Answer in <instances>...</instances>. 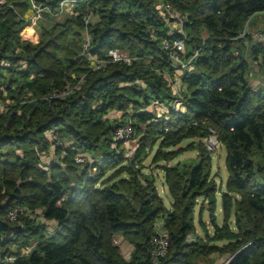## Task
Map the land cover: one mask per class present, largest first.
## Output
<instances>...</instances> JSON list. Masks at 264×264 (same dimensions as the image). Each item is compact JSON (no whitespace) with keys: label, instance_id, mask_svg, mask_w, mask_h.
<instances>
[{"label":"trees","instance_id":"1","mask_svg":"<svg viewBox=\"0 0 264 264\" xmlns=\"http://www.w3.org/2000/svg\"><path fill=\"white\" fill-rule=\"evenodd\" d=\"M4 1L0 95L7 91L14 103L0 112V243L3 253L16 258L0 264H153L158 220L170 233L161 264H197L214 252L235 255L227 264H264V86L254 89L250 61L234 53L248 45L237 36L246 21L264 12V0H163L186 15L183 59H192V69L180 76V108L161 117L148 107L153 100L175 98L164 74L174 80L176 69L163 42L184 36L171 32L157 0H86L76 4L73 16L61 18L62 0H35L49 8L39 21L37 43L22 39L31 0ZM89 11L91 52L106 59L111 48H121L136 61L89 69L83 53V16ZM248 40L252 56L264 53L252 36ZM82 74L85 81L76 86ZM67 87L72 90L65 98L46 99L52 90ZM112 110L123 112L121 122L105 119ZM129 117L139 146L127 159L114 134ZM53 128L85 153L101 151L100 162L78 165L69 150L64 167L52 163L46 171L38 150L47 146L45 132ZM211 129L227 150L224 188L213 174V151L204 142ZM192 138L198 141L180 146ZM158 140L153 162L173 160L190 149L198 152L197 162L162 165L170 208L153 175H142L136 163ZM123 173L127 177L120 178ZM15 207L41 208L45 220L59 226L49 231L43 220L28 217L12 222L7 215ZM196 216L204 238L196 231ZM119 234L132 246L129 257L114 241ZM190 234H197L196 243L189 241ZM27 246L30 253L22 255Z\"/></svg>","mask_w":264,"mask_h":264},{"label":"built area","instance_id":"2","mask_svg":"<svg viewBox=\"0 0 264 264\" xmlns=\"http://www.w3.org/2000/svg\"><path fill=\"white\" fill-rule=\"evenodd\" d=\"M86 0H62L60 2V14L65 11L66 8H69V6L74 7L77 3H85ZM158 1V0H157ZM5 1L0 0V7L4 5ZM32 4V13L29 17L31 24L33 26H36L39 21L43 17V13L45 11H48L49 8L47 6H43L41 4H38L35 0H31ZM158 7L160 10V14L162 17L169 23L171 32L174 33V31L180 32L183 37H179L175 39L173 42H170L169 40H165L163 42V46L166 49H169V58L172 63V66L176 69L184 70L191 65L192 59L189 61H185L183 59V54L186 52V42L185 37L186 33L184 30V26L186 24L187 18L186 15L183 13H180L175 8L172 7L169 3H164L163 0L158 1ZM74 14V11H73ZM93 13L90 11L86 13L83 16V20L85 23L84 27V42H83V53L87 54L92 60L93 63L89 65V69L97 70L100 68H103L109 63L114 62H125L128 64H132L133 61H136L138 58L131 56V54L128 51H124L121 48H111L108 51V57L105 59H101L96 57L91 52V35L89 32V27L92 22ZM252 36L255 42H257L260 46L264 48V32H255L251 31V28L249 27V20L246 21L245 26L243 30L240 32V34L237 36L238 39H241L243 44H248V36ZM259 63L255 64V68H259L260 65L264 64V53L259 55L258 57ZM85 74L79 75L78 78V85H82L85 81ZM165 75L169 76L170 83L172 84L173 88L178 89L177 93L179 98H183L182 95V85H179V80L181 82L180 76L174 75V80L172 79V76H170L169 73L165 72ZM256 89V87H254ZM72 90L71 87H67L66 89L59 90L55 89L52 90L47 96L46 99L48 100H57V99H63L65 98L70 91ZM3 95H0V112L5 111L9 105L13 104V100L11 99H4ZM5 100H3L2 98ZM181 102H179V105L176 108H180ZM175 106V105H174ZM173 106V107H174ZM172 107V108H173ZM167 107L163 101L161 100H153L148 109H154V110H164L167 113L170 111V109ZM134 121L132 117H129L125 123H123L115 132L114 138L117 141V143H123L127 144L128 142L132 141L133 139H136V132L134 128ZM45 137L47 140V147H41L39 148V157L41 160V163L44 164L46 160L52 156V161L50 164H61L64 165L63 156L67 155L69 150H72L75 152L74 160L75 163L78 165H86L88 163L92 164L95 161L94 159L88 154L85 153L81 147L73 140L68 137L62 136L57 128H53L50 130H47L45 132ZM205 143L206 147L210 151H217L219 147V139H218V133L216 130L211 129L210 134L206 137ZM60 153V155H57ZM51 159V158H50ZM50 165L44 167L46 171L50 169ZM93 166V165H92ZM96 169V168H94ZM65 198L61 199L59 203L63 202ZM37 209V208H36ZM35 212L36 210L31 209L29 207H15L14 209L10 210L7 217L12 222H19L20 220L24 219L25 217H28L30 219H35ZM114 241L118 244V238L115 237ZM170 244V233L164 228L163 221L158 220L155 223V235L151 242V257L153 264H161V260L167 255L168 249ZM32 247L27 246L22 248V255H28L31 251ZM130 250L125 251V255L129 257ZM15 255H9L3 253L1 243H0V263H11L15 260Z\"/></svg>","mask_w":264,"mask_h":264},{"label":"rangeland","instance_id":"3","mask_svg":"<svg viewBox=\"0 0 264 264\" xmlns=\"http://www.w3.org/2000/svg\"><path fill=\"white\" fill-rule=\"evenodd\" d=\"M64 15L73 16V7L69 6V8H66L65 11L62 14H60L59 17L60 18L64 17ZM38 24L34 27H36L37 33L39 34L40 27H38ZM30 25H32V24L30 23ZM249 27L251 28V31H253V33L264 32V12L253 15L250 19ZM32 34H33V32L31 31L30 34H27V35L24 34L25 36L22 34V36L27 39L28 37H32ZM39 36H40V34H39ZM256 44H257V42H256ZM251 47L252 46H250V44L248 43L247 46H244V47L242 46V49H240V47H239V49H237L234 53L236 56H238L242 52L244 57L250 61L251 66H250V71L248 74L250 83L253 87L259 86L258 88H260L261 86H264V65H260L259 68H255V64L259 63V59H258L259 56H257V58H255V56H252L253 50L251 49ZM122 50H124V49H122ZM191 51H194V50L191 49ZM187 69L189 70L190 68L188 67ZM165 76L167 78H169L168 75H165ZM255 81H256V83H255ZM258 81H260V82H258ZM173 93H174L173 96L175 98L172 99L171 102H170L169 98H165V101L167 103L164 102V104L169 108H172L174 105L175 106L173 108H176L179 105V102L182 100V98L178 97L179 96L178 94H176L174 91H173ZM2 94H5V99H9V98H6L8 95L7 91H3ZM142 127H145V126L142 125ZM205 139H207V138H205ZM205 139H204V142H205ZM196 141H198V138H196V139L195 138L185 139L180 144V146L186 147V146H188V145H190ZM138 142H139V137H137V135H136V139H133L132 141L123 145L124 157L128 158V157H131L134 155V153L136 151L135 149L138 148V146H139ZM159 142L160 141L158 140V142L155 146L150 147L149 149H147V151H145V153L142 155L143 157L141 156L142 157L141 159H143L142 162H140L138 160V161H136V163L140 166V169L142 170V175H144V174L147 175L146 173H148V175H153V178L155 179V182H156V187H157V189L159 188V193L161 194L162 197H164V199L166 201L165 204L167 206H170L169 198L171 199V202H172V197L169 194V190H168L169 188H168V185L166 184L165 172L162 168V165H166V164L167 165H175L178 162H180V163L186 162L188 165L189 163L197 162L198 161V152L194 149H190V150L182 152L181 154H179V156H177L173 160H170V161H163L162 160L159 162H153V157H154V154L156 152V149L158 148ZM205 145H206V143H205ZM86 153H88V152H86ZM91 153L89 152L88 154L91 156L93 154V153L92 154ZM95 153H96L95 155L93 154V159H94L93 161L98 163V162H100L99 157L102 156V154H101V151H96ZM130 154H131V156H130ZM226 154H227L226 147H225V145H223L221 143L219 144L218 150L213 152V174H215L217 182L219 184H222L223 188L226 186V182H227V178H228V171H227L226 162H225ZM57 155H60V153H58ZM53 158H54V156H53ZM49 164L50 163L48 162L43 167H46ZM42 165H44V164L42 163ZM91 169H92V173L97 172L96 169H94V168H91ZM114 171H116V168L109 171L106 174V177H109L108 175H111ZM143 172H144V174H143ZM125 176L127 177V175L125 173H123L120 176V178L125 177ZM117 179H119V178H117ZM97 186L101 187L102 182H100ZM163 186L167 189L166 191H161L163 189ZM35 210H36V212H35V220L36 221H40V220L47 221V220H45L44 215L42 214L41 208H37ZM197 211H198V208H197ZM209 215H210L209 211L206 210L204 212V220L206 221L208 231L210 233H212L213 227L211 225V220L209 218ZM217 215H218V221L221 223V219H222L221 200H219V208L217 210ZM53 221L54 220H51V221L49 220L48 222H46V225L50 227L51 231H53L57 226L54 224ZM196 221H197L196 222V224H197V230L196 231L198 234H200L202 236V238H204L206 236V232H205L204 228H202L200 225H198V217L197 216H196ZM232 225H233V223H232ZM115 237L118 238V241L120 243L119 245H120L123 253H125V250L128 251V250H130V248L132 249L131 244L127 240H125L122 235L119 234V235H116ZM189 241L196 243L197 234H190ZM209 243H210V245H212V244L224 245L223 244L224 242H221V241H219V242H210L209 241ZM233 256H235V255H232L229 253L221 254L220 252H214L208 256H203V257L198 258L196 260V263L197 264H226L229 261V259H232Z\"/></svg>","mask_w":264,"mask_h":264},{"label":"crops","instance_id":"4","mask_svg":"<svg viewBox=\"0 0 264 264\" xmlns=\"http://www.w3.org/2000/svg\"><path fill=\"white\" fill-rule=\"evenodd\" d=\"M62 14V13H61ZM59 16H60V13H59ZM30 23H31V21H30ZM27 28H31L32 29V32H33V34H32V37H28L27 39L26 38H24L23 36H22V39L23 40H28V41H32V42H34V43H37L39 40H40V36H39V34L37 33V30H36V27H34L33 25H28L24 30H23V32H22V34L24 35V32H25V30L27 29ZM25 36V35H24ZM37 38V39H36ZM88 61H89V64H88V66L90 65V64H92L93 63V60L88 56ZM87 66V67H88ZM190 69H192V67L190 68ZM183 73H184V70H181V69H175V72H174V74L173 75H178V76H181V75H183ZM258 82H260V81H258ZM257 82V83H258ZM255 83H256V81H255ZM179 85H182V83L180 82V80H179V83H178ZM177 90L178 89H176V88H173V91L175 92V93H177ZM151 112H154V113H156V115H158V116H162V115H167V112L166 111H164V110H154V109H151L150 110ZM123 116H124V114H123V112H121V111H119V110H112V111H110L109 113H108V115L107 116H105V119H109L110 121H113V122H121V120L123 119ZM138 144H139V142H138ZM135 150H137V148L135 149ZM135 154V153H134ZM130 156H131V154H130ZM134 157V155L133 156H131V157H128L127 159H130V158H133ZM143 157V156H142ZM141 157V158H142ZM51 158V159H50ZM50 158H48L47 159V161L46 162H44V165L43 166H45V164H47L48 162L50 163L51 161H52V158H53V156L52 157H50ZM141 158L139 159V160H141ZM50 160V161H49ZM143 160V159H142ZM50 165V164H49ZM63 167L65 166V165H62ZM80 168H84V166H79ZM147 169V168H146ZM51 172V170H49V173ZM147 172V171H146ZM147 175H148V173H146ZM73 185H75V183L73 182ZM158 190H159V188H158ZM167 189L163 186V189L161 190V191H166ZM169 202H170V206H167V207H171L172 206V202H171V199L169 198ZM165 203H166V201H165ZM44 221V220H43ZM45 223L46 222H48V221H44ZM54 222V224L55 225H57L56 226V228L59 226V223L57 222V221H53ZM55 228V227H54ZM55 228V229H56ZM48 229H49V231H51L50 230V227L48 226ZM54 229V230H55ZM128 250V249H127ZM130 250H131V248H130ZM126 251V250H125Z\"/></svg>","mask_w":264,"mask_h":264},{"label":"bare ground","instance_id":"5","mask_svg":"<svg viewBox=\"0 0 264 264\" xmlns=\"http://www.w3.org/2000/svg\"><path fill=\"white\" fill-rule=\"evenodd\" d=\"M31 31H32V29H31V28H28V29L25 30L24 34H25V35L30 34Z\"/></svg>","mask_w":264,"mask_h":264},{"label":"water","instance_id":"6","mask_svg":"<svg viewBox=\"0 0 264 264\" xmlns=\"http://www.w3.org/2000/svg\"><path fill=\"white\" fill-rule=\"evenodd\" d=\"M230 260H231V259H229V261H228L227 263H229V262H230ZM227 263H226V264H227Z\"/></svg>","mask_w":264,"mask_h":264}]
</instances>
